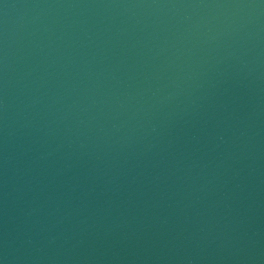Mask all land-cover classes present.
I'll list each match as a JSON object with an SVG mask.
<instances>
[{"label":"water","instance_id":"obj_1","mask_svg":"<svg viewBox=\"0 0 264 264\" xmlns=\"http://www.w3.org/2000/svg\"><path fill=\"white\" fill-rule=\"evenodd\" d=\"M0 264H264V0H0Z\"/></svg>","mask_w":264,"mask_h":264}]
</instances>
